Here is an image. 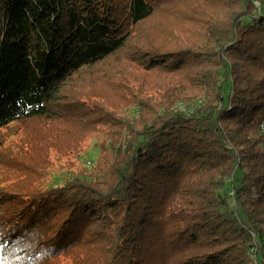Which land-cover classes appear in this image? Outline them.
Wrapping results in <instances>:
<instances>
[{"label": "trees", "instance_id": "obj_1", "mask_svg": "<svg viewBox=\"0 0 264 264\" xmlns=\"http://www.w3.org/2000/svg\"><path fill=\"white\" fill-rule=\"evenodd\" d=\"M173 1L0 0V129L60 121L72 77L122 51L134 39L130 28ZM218 3H185L191 25L213 45V69L198 64L189 74L201 51L147 52V70L185 72L166 84L173 105L151 109V121L110 142L115 159L103 157L93 174L63 175L30 191L22 212L6 215L3 244L26 251L46 243L50 259L68 252L78 260L76 251L94 243L89 264H153L143 246L158 212L156 228L169 235L166 264H264V0ZM193 88L198 95L181 99ZM100 217L105 241H91Z\"/></svg>", "mask_w": 264, "mask_h": 264}, {"label": "rangeland", "instance_id": "obj_2", "mask_svg": "<svg viewBox=\"0 0 264 264\" xmlns=\"http://www.w3.org/2000/svg\"><path fill=\"white\" fill-rule=\"evenodd\" d=\"M120 1L122 5H127L129 0ZM216 1L206 0L208 8L216 7L218 2H221V0ZM187 2L188 0H174L172 3L166 2L160 5L152 18L134 29L130 28V31H134V39L122 51L96 67L74 75L63 92L64 100L61 105L64 106L59 112L64 117L60 121L38 120L0 129V262L2 264H89L91 262L90 255L96 247L94 243L88 248L84 247L76 251L78 260L73 259V254L68 252H62L64 254L61 257L50 259L46 255L49 252L46 243L44 246H32L33 249L26 251L18 245L14 248V243L3 244L5 234H8L11 226L6 215L11 214L15 207L18 208V213H21L20 204L27 202L30 191L32 194L41 193L56 178L71 173L93 174L99 168L103 157L107 162L115 159L112 151H109L110 142L114 145L121 143L120 140L128 136L127 129H141L154 118V113L166 111L173 105L172 97L176 94L172 93V96L166 84L172 79L184 80L185 72L180 73L176 78L177 75L168 74L171 70L154 68L147 70L145 65H149L150 62L145 60L147 52L167 58L171 50H195L197 53L201 51L199 54L201 62L197 63L196 58L192 57L197 65L191 68L189 74L194 73L198 64L205 68L206 73L213 69L215 62L212 54H207L212 51L213 45H210L207 34L200 31L201 27L195 28L191 25L192 18H189V9L185 4ZM256 6L260 7L258 3ZM219 17L222 18V14ZM194 84L193 80V87ZM178 91L179 94L183 92L181 89ZM198 94L199 91L193 88L187 92L186 97L181 95V99L186 100L185 98H189L190 95L195 97ZM141 104L145 105L144 114L138 109ZM185 105L183 102L178 106L185 111ZM134 114L136 118L131 116ZM127 119L129 123L126 122ZM65 121L67 123H64ZM62 126L65 130L61 131ZM45 161L49 163L46 170ZM24 162L28 166H25ZM40 177H44V181H39ZM154 215L153 227L145 233L144 256L153 264H166L161 248L166 245L169 235L159 227L156 228L159 213L155 212ZM105 220L104 217H100L93 223L90 230L91 241L98 239L105 241L106 230L103 224ZM169 225L168 220L165 226L168 228Z\"/></svg>", "mask_w": 264, "mask_h": 264}, {"label": "snow or ice", "instance_id": "obj_3", "mask_svg": "<svg viewBox=\"0 0 264 264\" xmlns=\"http://www.w3.org/2000/svg\"><path fill=\"white\" fill-rule=\"evenodd\" d=\"M0 264H2V262H0Z\"/></svg>", "mask_w": 264, "mask_h": 264}]
</instances>
